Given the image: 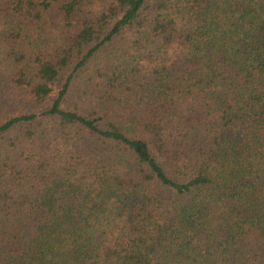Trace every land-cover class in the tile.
Returning <instances> with one entry per match:
<instances>
[{"label": "trees", "instance_id": "obj_1", "mask_svg": "<svg viewBox=\"0 0 264 264\" xmlns=\"http://www.w3.org/2000/svg\"><path fill=\"white\" fill-rule=\"evenodd\" d=\"M0 264H264V0H0Z\"/></svg>", "mask_w": 264, "mask_h": 264}]
</instances>
